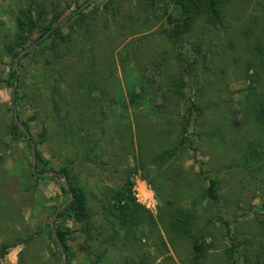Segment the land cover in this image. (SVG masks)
<instances>
[{"label": "rangeland", "instance_id": "374dc122", "mask_svg": "<svg viewBox=\"0 0 264 264\" xmlns=\"http://www.w3.org/2000/svg\"><path fill=\"white\" fill-rule=\"evenodd\" d=\"M87 1L0 0V250L8 247L0 264H62L50 220L69 199L61 177L31 174L29 140L11 139L15 83L16 115L48 168L67 166L85 190L90 233L69 213L54 221L70 231V264H94L95 254L98 264H230L231 242L243 264L245 250L264 251V0H228L223 25L200 17L176 43L160 0H92L79 10ZM165 1L178 17L174 0ZM30 4L44 9L46 24L55 11L82 16L63 27L66 42L46 40L15 68L6 47ZM184 128L188 143L179 147ZM44 167L35 160L36 171ZM206 178L218 182L216 203L202 195ZM128 180L153 218L141 210L131 236L103 211ZM177 208L209 246L200 262L171 228Z\"/></svg>", "mask_w": 264, "mask_h": 264}, {"label": "trees", "instance_id": "16d2710c", "mask_svg": "<svg viewBox=\"0 0 264 264\" xmlns=\"http://www.w3.org/2000/svg\"><path fill=\"white\" fill-rule=\"evenodd\" d=\"M228 0H174V3L179 7V16L173 17L171 12L168 9V5L165 0H160V8H162L163 18L170 25L167 29V33L170 39L173 42H177L181 39L185 34L191 31L196 21L200 17H204L205 22L211 26L223 25V6ZM82 16V12H76L75 15L71 14L70 16L63 18V13L55 11L51 21L46 24L45 19V11L43 8H39L34 4H30L25 8H21L18 10L16 19H15V31L13 34L12 43L6 47V50L11 54V56L15 59L17 54L14 52L16 50L26 49L29 46H26L27 41L30 40L31 36L34 33H37L38 36L32 41L35 43L47 34V36L40 42L37 43L33 49L25 52L23 57L29 56L32 51L38 47H42L44 42L48 39H52V47L59 43H64L69 39V36L64 34L63 27L67 25L74 17ZM67 19L65 22L63 20ZM31 43V44H32ZM30 44V45H31ZM10 77L12 79L17 77L16 69L10 73ZM20 88V84H17L15 89V97L14 103L20 98L16 94V90ZM182 94V93H181ZM258 119L264 122V102L260 105L258 110ZM23 126L28 129L26 122H22ZM9 132L12 140H16L18 137L23 136L26 138L23 130L12 120ZM32 138V137H31ZM26 140H28L26 138ZM188 143L186 137V129L184 128L182 131V138L179 141V147L186 145ZM36 148V160L41 161L45 166L42 169H37V172L43 173L45 171H49L48 168L49 161L45 160L40 152L38 151L37 144L35 143ZM178 149V148H177ZM177 149H170L163 151L157 156L159 163H163L168 156H172ZM59 173H63L65 178L67 179L69 186L73 192V198L71 203L63 209V213H59L56 219H59L64 212L69 213L72 219L81 225V229L83 231L90 233L88 229V221L90 220V212L88 210V202L85 194V190L77 185H74L71 177L69 175V169L67 166H63L58 170H54ZM137 172L136 168H132L130 173L134 174ZM32 175H35L31 172ZM51 178H55L56 176H49ZM36 179H41L36 176ZM208 184L203 191V197L207 198L211 202H217L219 199L218 194V182L213 178H206ZM65 191V190H64ZM66 192V191H65ZM141 210H146L143 206L137 203L135 197L132 194V183L128 180L125 185L119 190L115 191L111 198L108 200L107 204L103 205L104 214L112 219V223L117 225L120 229H124V235L131 236L133 235V227L137 226L142 221ZM150 219L152 215L150 212H147ZM173 219L171 221V228L173 232L178 235H185L192 241V252L194 261L200 262L202 258L208 253L209 246L204 242H201L199 238L191 231V216L190 214L181 208L175 209L173 215ZM225 227L227 228V233H229L228 225L224 222ZM56 233L61 241V244L64 249L66 262L70 264L75 254L68 244V233L70 232L67 229H64L60 226H56ZM54 244L56 245L55 241ZM57 246V245H56ZM58 248V247H57ZM8 247L4 245L0 250V259H2L8 252ZM236 245L231 242V247L225 250V254L227 256L230 264H237L238 260L236 259V253L240 250H235ZM58 253L59 249L57 250ZM83 251L86 256L91 255V250L89 246H84ZM243 259V264H264V251L262 250H245L241 255ZM100 261V255L95 254L94 264H98ZM138 264H147L144 258H140Z\"/></svg>", "mask_w": 264, "mask_h": 264}, {"label": "water", "instance_id": "95a60500", "mask_svg": "<svg viewBox=\"0 0 264 264\" xmlns=\"http://www.w3.org/2000/svg\"><path fill=\"white\" fill-rule=\"evenodd\" d=\"M92 0L87 1L86 3H84L82 6L79 7V10H83L87 5H89L91 3ZM67 19L63 20V22H65ZM47 36V34H45L44 36H42L41 38H39V40L35 43H32L28 48H26L25 50H23L22 52H20L16 58H15V68H17L18 66V62L19 59L21 58L22 55L25 54V52L29 51L30 49H32L38 42L42 41L45 37ZM15 89H16V83L13 85L12 87V104H13V119L14 122L23 130V132L26 135V138L29 140L30 145H31V172L35 175L38 176H56V177H61L64 180V186L67 190V192L69 193V199L68 201H66L65 203H63L61 206H59L57 208V210L55 211L54 215L52 216L51 220H50V230L52 233V236L55 240V243L59 249L61 258H62V264H67L66 262V257H65V253H64V249L63 246L61 244V241L56 233L55 227H54V221L57 218L58 214L64 209L66 208L72 201L73 198V192L69 186V183L67 181V179L65 178V175L63 173H59L56 172L54 170H50L46 173H39L35 170V160H36V148H35V144L31 139L30 134L27 132V130L25 129V127L23 126V124L21 123V121L18 119L17 115H16V111H15V106H14V96H15Z\"/></svg>", "mask_w": 264, "mask_h": 264}]
</instances>
